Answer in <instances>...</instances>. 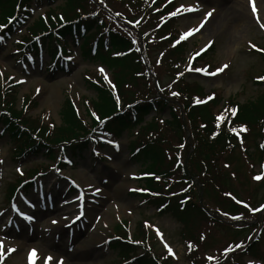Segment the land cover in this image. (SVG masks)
<instances>
[{
  "label": "rangeland",
  "instance_id": "obj_1",
  "mask_svg": "<svg viewBox=\"0 0 264 264\" xmlns=\"http://www.w3.org/2000/svg\"><path fill=\"white\" fill-rule=\"evenodd\" d=\"M99 1L101 6L107 1L108 5L117 9L115 11L119 10L122 20L127 16L118 2ZM65 2L66 0H30L25 20L13 22L6 38L0 37V93L1 87L7 92L15 91V109L17 113L22 109L23 119L29 116L41 117L45 123L54 125H60L61 112L66 105V98H69L85 122L90 124V118L84 111L89 102H95L97 97L88 86V81L103 79L113 91L118 106L121 103L113 89L110 67L85 55L79 49L80 38L71 40L68 35L62 38L61 45L65 47L66 56L55 60L62 69L49 63V42L29 47L17 60L20 57L16 52L17 45L27 35L28 25L47 11L60 12ZM159 2L162 5L172 4L171 11L168 10L170 13L181 5L198 9L182 11V14L170 17L159 15L161 8L151 6L152 13L148 18V22H152L159 15L161 23L172 18L169 22L177 38L190 29H198L182 40L184 53L177 72L182 74L180 77H184L185 83H195L204 96L215 95V100H218L217 109L223 118L230 117V111L226 109L229 100L241 105L260 98L264 93V80L260 79L264 77V61L261 57H264V28L257 23V18L264 23V0H254L257 9L255 15L249 0ZM145 4L150 8L148 0ZM233 6L238 11L237 14L234 10L228 12V8ZM105 10L108 11L107 8ZM209 12L211 15L205 20ZM102 16L109 21V15L105 12ZM136 19L137 22L129 23L134 29L142 26L145 20L141 14ZM151 25H147L146 30ZM115 31L125 41L132 40L135 43L132 36L134 33H129L126 27L121 26ZM149 34L152 35L151 32ZM142 39L141 36L140 51L143 49ZM155 40L157 39L152 40L149 45L150 54L144 66L152 71V79L153 76L158 77L159 86L151 89V96H155L160 91L159 87L171 81V77L166 76V71H163L165 64L161 60V54L153 53L152 44L159 41ZM209 42L211 43L206 51L195 56ZM135 44L138 45V42ZM193 56L192 68H204L211 73L222 65L228 67L215 76L186 71L190 66V57ZM138 87L139 85L135 87L136 93L142 90ZM143 92L146 89L143 88ZM26 101H29L27 109L20 108ZM154 115L152 112L143 117L138 126L121 131L101 153L89 150L83 156L72 157L71 164L63 161L67 166L61 165L60 170L47 168L44 174L36 177L35 187L26 193L18 192L10 201L6 200L5 195L9 184L19 176L23 177L27 169L46 166L50 162L41 154L12 160L10 142L4 134L0 135V243L3 244L4 253L0 264H28L27 256L33 249L37 252L35 264H44V259L49 256L53 257L49 264H59L60 261L62 264H138L132 258L122 261L120 248L110 247L116 240L132 242L131 246L136 248L137 253L146 256L147 261L156 259L159 264H264V171L260 169L256 156L245 159L243 149L239 151L243 165L239 170L233 166L240 173L231 176L234 186L232 189L236 193V202L248 204L244 208L248 210V215L253 214L256 207L261 210L254 217L245 216L241 210L240 219L234 220L232 217L238 216L220 211L217 204L212 203L213 211L208 215L219 220L218 224L197 219L184 224L168 212L160 213L156 205L144 203V190H147L145 182L152 175L149 171L156 172L157 164L151 168L150 161L142 154L136 155L134 150L140 129L149 128L148 123ZM156 115L160 118L154 119V122L168 119V107H164ZM166 137L169 141H174L171 132H167ZM188 137L189 133L186 132V143L190 140ZM251 146L250 143L248 148L252 153ZM93 154L101 157L102 161L95 156L93 158ZM166 159L169 161L171 156ZM162 160L165 161L164 158ZM258 173H262V178L253 181L252 174L255 177ZM145 175L149 177L145 178ZM20 194L26 196L23 198L26 201L22 200ZM197 194H201L199 186L195 190V197ZM249 194L252 197L248 198ZM176 197L180 206L187 204L188 196L179 192V188ZM24 216L32 219L26 220ZM235 227L238 228L237 231L234 230ZM165 243L173 254H169ZM230 247L231 250L226 251ZM9 248L15 251L8 253ZM208 257L213 259L209 260Z\"/></svg>",
  "mask_w": 264,
  "mask_h": 264
},
{
  "label": "trees",
  "instance_id": "obj_2",
  "mask_svg": "<svg viewBox=\"0 0 264 264\" xmlns=\"http://www.w3.org/2000/svg\"><path fill=\"white\" fill-rule=\"evenodd\" d=\"M17 1L0 0V24H7L6 20L14 15ZM29 1L21 0L19 8L26 7ZM114 1L123 6L122 11L127 12L123 20L119 16L121 12L115 11L117 9L108 5L107 1L101 6L99 0H66L63 10L48 11L44 18H37L28 27L27 35L23 37L18 47L27 51L31 46L37 47L39 43L43 45L49 42L48 53L51 57L61 51V38L67 35L69 39L80 38L79 49L85 55L98 59L110 67V79L121 106H118L113 91L107 87L103 79L100 78L96 82L88 81V86L97 97L95 102H89L84 111L90 118V124H87L77 112L78 109L72 100L66 98L60 125H54L45 123L41 117L29 116L23 119L22 109L18 113L15 109V91H2L0 129L10 142L13 158L36 157L41 154L50 162L47 167L40 165L27 169L23 177L19 176L16 181L9 184L5 193L6 200L9 201L18 189H26L31 184L28 181H32L41 171L63 165L61 162L63 155L77 157L91 147L104 148L105 145L97 139L98 133L106 138L117 137L121 131L138 126L143 117L154 112L155 115L148 123L149 128L145 130L141 127L135 145L136 149L139 148L136 155L142 154L150 161L151 168L157 164L156 172L149 171L152 175L145 182L146 189L152 193L143 196L147 202L156 207H163L164 212H168L184 224L191 219L213 221L218 224L219 220H214L206 214L213 211L212 203L217 204L220 211H228L229 215L241 217L243 210L245 216L254 217L253 214L248 215L245 206L237 205L231 176L240 173L234 167L239 170L243 165L238 153L241 146L248 149L251 143L253 151L249 157L256 156L259 161L264 159V93L257 101H246L241 105L229 100L226 106L228 111L233 106L238 108L233 118L217 119L222 115L220 112L215 113L218 100L194 106V100L204 96L195 83H185L184 77H180L177 72L184 53V44L172 46L177 40L169 22L172 18L162 23L158 20L161 14L169 15L168 10L171 11V6L160 9L159 15H156L152 22H148L152 9L145 4L147 0ZM103 12L109 15V21L103 18ZM20 13L27 14L22 10ZM140 14L145 19L142 26L136 29L129 26L127 21L136 20ZM20 16L18 14V17ZM149 23L152 25L146 30V26H150ZM121 26L126 27L129 33H134L132 36L138 45L132 40L125 41L118 35L115 30ZM81 30L83 32H80ZM1 33L3 34L2 31ZM140 36L143 37L142 51L139 49ZM154 39L159 41L152 44L153 53L161 54V60L165 64L163 71H166V76L171 77V81L159 87V93L151 96L153 91L151 89L159 86L158 77L153 76L152 79L150 77L152 71L144 66L150 54L149 45ZM92 43L95 44L94 49L91 48ZM62 50L66 54L64 48ZM261 57L264 61L263 55ZM177 74L179 76H176ZM137 85L138 89H142L139 93L135 92ZM147 86L149 87L146 88ZM143 88L146 92H143ZM173 92L178 95H172ZM28 102H24L20 108L26 110ZM164 107H168L170 116L168 119L154 122V119L160 118L156 113ZM167 132H171L174 141L167 139ZM186 132L190 136L187 143ZM170 156L171 159L167 161L166 157ZM197 186L200 187L201 194L195 197ZM178 188L179 192L188 196L186 200L188 202L184 206H180L176 197ZM249 197L252 195L249 194ZM200 198L202 204L199 203ZM237 229L234 228L236 231ZM131 243L116 240L110 247L120 248L119 255L123 258L135 254L138 264H159L156 259H152V263L151 260L145 259L146 256L138 255Z\"/></svg>",
  "mask_w": 264,
  "mask_h": 264
},
{
  "label": "snow or ice",
  "instance_id": "obj_3",
  "mask_svg": "<svg viewBox=\"0 0 264 264\" xmlns=\"http://www.w3.org/2000/svg\"><path fill=\"white\" fill-rule=\"evenodd\" d=\"M170 2H171V0H169V3ZM249 2H250V4H252V12L255 15L256 12H257V9L255 7L254 0H249ZM196 10H198V9L193 8V7H187V8H185L183 5H181L174 12L169 13V16L172 17V16L180 15V14H182V11H184V12H191V11H196ZM210 15H211V13L209 12L205 16V20L207 19V16H210ZM9 23H11V21H9ZM257 23H260L261 28H264V23H261L260 20H259V18H257ZM201 26H202V24H201ZM2 27H4V26L3 25H0V28H2ZM195 31H198V29H190L189 31L182 33L181 36H180V38H179V40L177 41V43H179L180 40H184V39L188 38ZM210 43L211 42H209V45H205V47L202 48L199 52H197L195 54V56H199L202 52L206 51L207 47L210 46ZM253 47H255V46L253 45ZM257 50L258 51H261L260 49H257ZM195 56L190 57V60H189V65L190 66L186 69V71H195L197 73H203L204 75L215 76L218 73L222 72L225 68L228 67L227 65H222L220 68L216 69L214 72H211V73L207 72L206 69H204V68H192L191 67V61L195 58ZM180 75H182V74H180ZM105 78L107 79V77H105ZM260 79L261 80H264V77H261ZM172 95H178V93L173 92ZM230 111L233 113V115H235L237 109L232 108V109H230ZM222 118H223V116L221 115L217 119L218 120H221ZM101 123H103V121H101ZM17 171L19 172L20 169H17ZM261 178H262L261 175H257L255 177H253V179H255V180H260ZM237 203H242V202L241 201H237ZM13 207H15V206H13ZM245 207H248V206L245 204ZM262 207H264V206H262ZM255 211H259V209L255 210ZM24 219L30 221L32 219V217H30V216H24ZM232 219L237 220V219H240V217H232ZM53 223H55V221H53ZM157 234L160 235V233H159L158 230H157ZM164 246L168 250L169 254H173L172 249L166 243H165ZM237 247H239V245H237ZM230 250H231V247L229 249H226V251H230ZM13 251H15V249H12V248H9L8 249V253H11ZM3 259H4L3 244L0 243V261H2ZM27 259H28V264H35V260L37 259V252H36L35 249L29 251L28 256H27ZM208 259L209 260H212L213 258L212 257H208ZM51 260H53V257H51V256L46 257L44 259V264H49V261H51ZM59 264H62V261H60Z\"/></svg>",
  "mask_w": 264,
  "mask_h": 264
},
{
  "label": "bare ground",
  "instance_id": "obj_4",
  "mask_svg": "<svg viewBox=\"0 0 264 264\" xmlns=\"http://www.w3.org/2000/svg\"><path fill=\"white\" fill-rule=\"evenodd\" d=\"M235 6H236V5H235ZM235 6L231 7V9L228 8V12H230V11H232V10L236 11V10H235ZM236 8H238V6H237ZM237 13H238V11H236V14H237Z\"/></svg>",
  "mask_w": 264,
  "mask_h": 264
}]
</instances>
